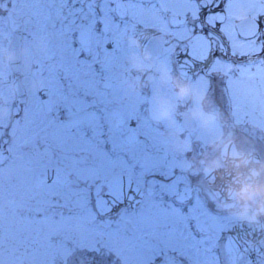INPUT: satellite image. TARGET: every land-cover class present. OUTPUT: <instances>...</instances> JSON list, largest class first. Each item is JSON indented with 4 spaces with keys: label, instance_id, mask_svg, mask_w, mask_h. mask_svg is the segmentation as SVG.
I'll return each mask as SVG.
<instances>
[{
    "label": "snow or ice",
    "instance_id": "obj_1",
    "mask_svg": "<svg viewBox=\"0 0 264 264\" xmlns=\"http://www.w3.org/2000/svg\"><path fill=\"white\" fill-rule=\"evenodd\" d=\"M8 5L0 46L42 36L47 51L42 92L0 120V264H264L262 238L178 169L118 75L123 36L154 33L156 56L264 143V0Z\"/></svg>",
    "mask_w": 264,
    "mask_h": 264
},
{
    "label": "flooded vegetation",
    "instance_id": "obj_2",
    "mask_svg": "<svg viewBox=\"0 0 264 264\" xmlns=\"http://www.w3.org/2000/svg\"><path fill=\"white\" fill-rule=\"evenodd\" d=\"M8 6L11 7V0ZM2 11L5 9L0 8ZM236 16L237 19L243 16L242 8L237 10ZM155 35L129 31L123 36L126 54L118 73L121 89L143 100L162 146L175 159L178 169L199 182L204 195L219 212L239 225L264 229V217L250 222L237 214L239 204L231 194L233 185L239 179L237 173L243 176L245 173L238 172L243 166L240 160L237 173L231 172V182L228 178L230 164L238 156L248 167L264 164V143L246 136L206 89L185 79L178 71L171 70L163 59L157 57L145 43L146 39ZM156 38L163 39L162 36ZM12 49L18 55L17 75L11 69L14 62ZM46 51L47 42L42 36L36 37L27 46H0V67L9 68V74L0 76V104L3 105L0 120L7 121L14 117L13 105L18 95L29 91L42 92L44 80L38 57L46 55ZM24 65H27L28 74H24ZM199 109L210 115L214 124L219 126L218 137L209 139L206 137L208 133H202L205 129L201 127L205 126L206 121ZM217 174L221 184L220 196L213 191L210 180Z\"/></svg>",
    "mask_w": 264,
    "mask_h": 264
},
{
    "label": "clouds",
    "instance_id": "obj_3",
    "mask_svg": "<svg viewBox=\"0 0 264 264\" xmlns=\"http://www.w3.org/2000/svg\"><path fill=\"white\" fill-rule=\"evenodd\" d=\"M243 163L242 160L240 162ZM239 179L233 185V197L239 204L237 214L250 222L264 217V164L246 176L237 173Z\"/></svg>",
    "mask_w": 264,
    "mask_h": 264
},
{
    "label": "water",
    "instance_id": "obj_4",
    "mask_svg": "<svg viewBox=\"0 0 264 264\" xmlns=\"http://www.w3.org/2000/svg\"><path fill=\"white\" fill-rule=\"evenodd\" d=\"M11 51H12V54L14 56V62L12 64V68L14 70L15 75H17V73H18V55H17L16 51H14L13 49ZM238 158H237L236 161H234L232 164H230L231 166H230L229 172H228V178H229L230 182H231V180L233 178V175H232L231 172L237 173L236 171H237L238 161L239 160L240 161L241 160L243 161V158L242 157L238 156ZM257 166L258 165L256 164L255 167H254V165L248 167L247 164H246V162L243 161V166L238 169V172H245L244 173V176H246L248 174L253 173ZM217 171H219V170H217ZM210 180L212 181L211 182V187H212L213 191L215 192V194L217 196H220L221 195L220 194L221 184H220V177H219V175L217 174L216 176L211 177ZM231 195H229V196H231ZM248 229L251 230V232H252V234H253L254 237L256 235H259L262 238L260 242L261 243H264V229H261V228H248Z\"/></svg>",
    "mask_w": 264,
    "mask_h": 264
},
{
    "label": "rangeland",
    "instance_id": "obj_5",
    "mask_svg": "<svg viewBox=\"0 0 264 264\" xmlns=\"http://www.w3.org/2000/svg\"><path fill=\"white\" fill-rule=\"evenodd\" d=\"M8 71H9L8 67H3V68L0 67V76H5V75L9 74ZM23 71H24V74H28L27 65L23 66ZM197 105H198V102H197ZM2 111H3V105L0 104V118H1ZM199 111L202 114L204 122L206 121L205 126L202 125V127H201L203 129H205V131L203 130L202 133H205L206 135L208 133V136H206V137H208L209 139H211V138L213 139L215 137H218V133L220 131L219 126L214 124V121H212V117L210 115L204 114L201 111V109H199ZM206 126L208 127V129L206 128Z\"/></svg>",
    "mask_w": 264,
    "mask_h": 264
}]
</instances>
